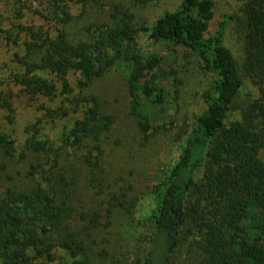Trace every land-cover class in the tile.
I'll use <instances>...</instances> for the list:
<instances>
[{
	"label": "trees",
	"instance_id": "1",
	"mask_svg": "<svg viewBox=\"0 0 264 264\" xmlns=\"http://www.w3.org/2000/svg\"><path fill=\"white\" fill-rule=\"evenodd\" d=\"M45 1L46 9H35L33 14L46 26L16 28L27 37L26 55H16L20 71L9 75L8 82L19 87L29 100L61 97L69 101L77 88V95L68 102L74 109L40 107L50 119L66 118L70 111L80 116L69 130L64 128L58 150L80 146L86 140L97 143L113 125L114 118L102 112L98 97L87 90L114 63L116 53L131 54V91L139 88L154 103L162 102L161 89L153 94L152 82L138 85L149 67L127 48L139 29L122 5L110 6L107 18L111 23L95 27L93 40L73 44L61 26L70 22L74 0ZM18 2L19 7L13 5V9L21 12L26 5ZM213 10V0H177L174 9L143 29L153 42L172 43L191 51L212 81L203 110L179 146L178 158L153 188L155 207L142 239L143 255L131 264H264V161L260 157L264 149V0H244L241 6L240 68L224 43L228 19L215 31L210 30ZM50 23L60 26L53 34ZM31 54L35 59L28 58ZM241 72L257 94L233 108L244 88ZM9 97L10 92L0 96V108L8 112ZM231 112L237 115L231 116ZM139 124L146 140L148 127ZM39 131V127L26 128L28 138L18 153L15 141L0 132L2 156H16L20 162L31 157L26 174L40 178L29 189L12 185L0 193V264H96L95 256L106 258L107 251L101 249L97 256L95 246H88L86 238L103 226L101 211L76 213L60 189L68 183L65 172L58 173L59 158L49 156V141ZM95 147L100 153L99 145ZM98 153L91 162L89 157L93 156L88 151L85 161L97 166ZM6 167L0 162V171L12 180ZM195 171L200 172L197 180ZM109 206L115 208V197ZM76 224L83 226L77 230ZM183 246L189 258L180 261L177 255ZM59 249L69 260L55 257Z\"/></svg>",
	"mask_w": 264,
	"mask_h": 264
},
{
	"label": "rangeland",
	"instance_id": "2",
	"mask_svg": "<svg viewBox=\"0 0 264 264\" xmlns=\"http://www.w3.org/2000/svg\"><path fill=\"white\" fill-rule=\"evenodd\" d=\"M18 1L0 0V96L12 93L8 99L11 111L0 108V132L15 141L18 153L28 138L24 132L26 128H40V134L49 141V156L59 158L61 169L58 173L65 172L68 185L59 188L67 195L76 213L93 209L101 211L103 226L86 238L88 246H95L96 255L101 249L107 251L106 258L95 256L96 264H131L143 255L145 243L142 239L155 207L153 188L178 158L179 146L205 106L204 96L211 87L212 77L191 51L172 43L153 42L148 37V31L143 30L150 28L165 11L174 9L177 0H74L69 9L71 20L61 26L73 44L93 40L95 35L92 30L95 27L111 23L107 16L113 3L122 5L132 15V22L139 30L127 48L149 67L138 85L145 81L152 82V93L155 94V89H161L162 102L154 103L152 97L144 95L139 88L131 91V54L116 53L114 63L87 90L98 97L102 112L114 118L113 125L97 143L86 140L80 146H67L58 150L64 139V128L69 130L80 116L70 111L66 118L50 119L40 107L57 108L62 105L72 110L74 106H69L68 102L73 95H77L78 90H74L69 101H63L61 97L52 101L42 97L29 100L20 93L19 87L8 82L9 75L20 71L15 64L16 55H26L24 41L27 37L16 28L21 25H47L33 14L35 9H46L45 0H21L27 7L22 9V15L13 9V5L19 7ZM243 1L213 0V19L210 23V30L215 31L221 22L228 19L224 43L236 58L239 68L243 56L239 22ZM88 27L91 29L87 31ZM57 28H60L58 24L50 23L51 34ZM33 55L28 58L35 59ZM241 74L244 88L238 94L233 108L257 94L256 87ZM70 79L74 81L75 78L72 76ZM230 115L235 117L237 112H231ZM140 122L148 127L146 140ZM96 144L99 145L100 153L96 150ZM88 151L93 156L89 157L91 162L98 153L97 166L85 161ZM260 157L264 161V149ZM31 160L27 156L20 162L16 156L5 158L0 153V162L6 163V172L13 176L9 180L0 171V193L12 185L17 189H29L40 181L39 177L30 178L26 174L27 164ZM199 174V171H195L194 179H199ZM112 197L116 198L113 209L109 206ZM109 207L112 210L110 213ZM82 226L76 224V229L80 230ZM179 251L177 258L180 261L189 258L185 246ZM57 256L69 260L60 249L55 252Z\"/></svg>",
	"mask_w": 264,
	"mask_h": 264
}]
</instances>
